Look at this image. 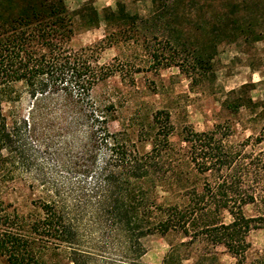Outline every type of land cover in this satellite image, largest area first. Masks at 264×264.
<instances>
[{
	"label": "trees",
	"instance_id": "16d2710c",
	"mask_svg": "<svg viewBox=\"0 0 264 264\" xmlns=\"http://www.w3.org/2000/svg\"><path fill=\"white\" fill-rule=\"evenodd\" d=\"M262 2L151 0L147 18L123 5L104 8L101 17L141 40L158 69L177 66L196 80L221 43L259 41ZM87 10L100 18L92 6ZM72 19L65 0H0V189L23 179L42 195L27 213L39 214L34 218L9 211L0 198L3 264H47L43 252L50 247L67 250L69 264H142L144 240L168 233L186 240L172 245L160 264H183L192 253L193 264H214L219 246L234 264H264V248L246 257L247 235L264 228V210L244 215L258 201L233 179L240 155L226 149L216 130L189 126L175 146L165 111L153 115L149 150L112 132V106L98 105L90 94L116 66L101 65L97 48H71ZM186 23L200 37L187 33ZM23 96L30 101L27 116L17 111ZM4 105L11 108L5 112ZM255 142L264 145V130ZM254 161L264 163V150ZM76 213L95 214L88 233L69 215Z\"/></svg>",
	"mask_w": 264,
	"mask_h": 264
},
{
	"label": "rangeland",
	"instance_id": "374dc122",
	"mask_svg": "<svg viewBox=\"0 0 264 264\" xmlns=\"http://www.w3.org/2000/svg\"><path fill=\"white\" fill-rule=\"evenodd\" d=\"M241 2L233 0L235 4L247 7V3ZM65 4L73 18L71 48H97L101 65L116 66V73L96 85L90 94L98 105L112 106L109 129L120 132L141 152L150 149L152 118L158 111L169 114L173 126L170 140L177 147L186 126L196 132L216 130L226 149L243 159L242 165L232 172L234 181L242 183L258 201L256 206H245L244 215H260L264 210V163L254 161L251 164L250 161L264 150V145L255 142L264 130V27L256 29L263 32L259 41H254L252 36L248 40L240 37L237 41L221 43L216 52H210V69L204 75H194L195 80L177 66L158 69L141 40L127 31L119 33L124 27L113 21L107 26L101 17L104 8L114 10L117 5H123L128 12L147 18L151 13V0H65ZM89 6L100 14L98 20L89 15ZM240 15H243L241 24L246 26L247 12H240ZM184 29L200 37L187 23ZM29 107V99L23 96L17 111L27 116ZM10 108L4 105L5 112ZM51 164L55 163L52 161ZM247 171L249 176L243 177ZM41 196L23 179L0 189V198L9 205V211L16 210L19 215L30 218L39 215L27 213H33V205ZM69 215L81 231H90V221L95 214ZM221 220L228 224L232 219L225 213L221 214ZM246 239L250 244L246 254L249 261L264 248V228L251 230ZM185 240L175 233L151 235L143 242L145 253L140 261L142 264H160L172 245ZM215 252L214 264H234L235 260L223 247H216ZM43 257L47 264H69L68 251L64 248L50 247L43 252ZM194 258L195 253H192L183 264H193ZM0 264H3L2 259Z\"/></svg>",
	"mask_w": 264,
	"mask_h": 264
}]
</instances>
